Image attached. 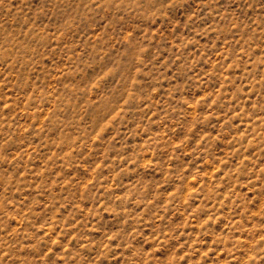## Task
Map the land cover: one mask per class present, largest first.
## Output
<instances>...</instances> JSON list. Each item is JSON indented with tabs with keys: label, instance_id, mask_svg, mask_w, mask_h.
I'll use <instances>...</instances> for the list:
<instances>
[{
	"label": "rangeland",
	"instance_id": "374dc122",
	"mask_svg": "<svg viewBox=\"0 0 264 264\" xmlns=\"http://www.w3.org/2000/svg\"><path fill=\"white\" fill-rule=\"evenodd\" d=\"M0 264H264V0H0Z\"/></svg>",
	"mask_w": 264,
	"mask_h": 264
}]
</instances>
